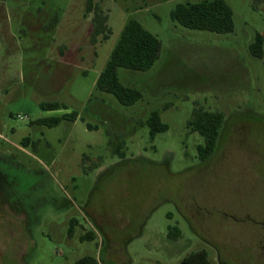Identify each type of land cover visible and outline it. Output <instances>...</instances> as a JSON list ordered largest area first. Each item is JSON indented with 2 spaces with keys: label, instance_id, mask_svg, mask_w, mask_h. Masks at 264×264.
<instances>
[{
  "label": "rangeland",
  "instance_id": "obj_1",
  "mask_svg": "<svg viewBox=\"0 0 264 264\" xmlns=\"http://www.w3.org/2000/svg\"><path fill=\"white\" fill-rule=\"evenodd\" d=\"M202 1L93 0L112 30L94 42L88 0H0V264H181L203 249L216 264H264V58L250 50L264 0H225L228 34L172 20ZM131 19L162 50L149 71L118 69L143 95L126 106L97 80ZM196 107L226 115L205 162L188 129ZM154 111L169 129L152 138Z\"/></svg>",
  "mask_w": 264,
  "mask_h": 264
},
{
  "label": "trees",
  "instance_id": "obj_2",
  "mask_svg": "<svg viewBox=\"0 0 264 264\" xmlns=\"http://www.w3.org/2000/svg\"><path fill=\"white\" fill-rule=\"evenodd\" d=\"M86 11L87 14H94L93 41L96 42L100 36L104 40H108L112 33L108 24L109 16L94 4L93 0H88ZM171 18L181 26L192 30L209 31L218 34H228L235 30L234 12L225 0H204L199 3L178 4L172 10ZM57 23L58 17L56 16L53 20V27ZM161 50L162 43L157 36L145 29L137 20H129L111 53L104 71L97 80V88L103 92L113 94L123 105H134L142 98V92L139 89L124 85L120 81L118 69L123 67L137 71H149L159 60ZM250 50L253 56L260 59L264 58V36L262 34L258 33L256 35L255 41L250 45ZM41 108L44 111H58L62 109L56 103H43L41 104ZM78 118L79 114L74 111L65 113L62 116L43 118L39 122L53 127L59 125L63 120L76 121ZM225 122L226 115L223 112L208 111L203 107H196L194 109L193 118L188 122V129L191 133H198L204 139V143L199 144L197 148L201 161H207L215 153ZM145 125L150 128L152 138L169 129V126L162 122L160 113L157 111L152 112L150 117L145 121ZM88 128L93 129L94 127L88 124ZM117 138L122 137L118 134ZM125 148L126 142L122 139L114 147L113 153L120 158H125ZM182 234L183 232L180 228L171 227L168 237L176 241L182 237ZM74 264L101 263L92 256H86ZM181 264L216 263L211 260L210 253L206 249H203L186 256Z\"/></svg>",
  "mask_w": 264,
  "mask_h": 264
}]
</instances>
